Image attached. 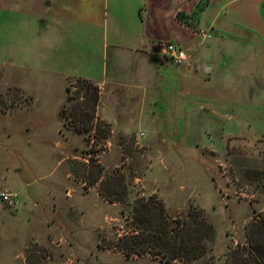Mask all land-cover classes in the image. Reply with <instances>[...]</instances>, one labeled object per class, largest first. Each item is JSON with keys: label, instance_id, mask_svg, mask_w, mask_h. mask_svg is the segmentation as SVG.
<instances>
[{"label": "rangeland", "instance_id": "obj_1", "mask_svg": "<svg viewBox=\"0 0 264 264\" xmlns=\"http://www.w3.org/2000/svg\"><path fill=\"white\" fill-rule=\"evenodd\" d=\"M97 33L96 29L85 31L84 46L96 39ZM200 34L209 36L207 32ZM248 41L240 49L213 45L209 52L214 61L199 51V61L188 66L191 72L187 81L177 87L174 78L188 67L158 59L145 67L148 77L142 74V81L156 89L150 96L155 104L149 106L146 101L141 119L134 113L127 117L132 133L128 141L125 136L119 138L121 159L117 165H108L103 159L112 152L111 128L96 117L97 104L94 106L86 96L94 87L86 93L76 80H69L60 109L62 120L84 141L78 153L82 157L83 189L100 177L101 191H82L85 195L80 192L75 197L64 191L66 203L56 204V212L40 205L25 221L16 215L22 201L15 191H41L39 180L46 178L44 172L50 165L43 161L41 169H27L28 163L47 159L41 150L38 155L40 147H33L34 151L22 146L21 154L31 152L20 160L24 161L20 166L0 146V191L17 193L21 202L10 207L0 201V240L4 239L5 248L0 260L11 264L19 245L25 257L22 264H26L27 256L31 257L30 264H187L179 257L169 258L179 250L176 231L184 223L204 247L192 264H227L228 252L246 245L248 223L264 219V45ZM203 47L206 44L199 49ZM94 52L90 57L103 65V58ZM234 52L239 55L234 56ZM6 54L0 51V66L5 65L1 81H19V72L3 63H8ZM95 69L96 65L92 72ZM1 81L0 112L21 108L22 114H27L30 95L15 85L3 87ZM60 86L53 83V97L62 94ZM102 102L112 111V93ZM150 107L159 121L157 134L150 131L146 120V113L151 116ZM13 127L18 128V124ZM14 133L17 136L18 132ZM149 138L152 143L147 149L144 141ZM17 166L22 168L16 173ZM14 176L18 179L12 180ZM139 201L146 204L142 214L149 225L143 230L138 229L134 217ZM41 202L47 204L44 198ZM111 202L115 204L111 206ZM205 225L211 227V236L204 232ZM50 226L51 233L46 235ZM165 232L171 237L169 248L158 245Z\"/></svg>", "mask_w": 264, "mask_h": 264}, {"label": "crops", "instance_id": "obj_2", "mask_svg": "<svg viewBox=\"0 0 264 264\" xmlns=\"http://www.w3.org/2000/svg\"><path fill=\"white\" fill-rule=\"evenodd\" d=\"M263 2L264 0H0V51L8 53L4 57L8 63H3L13 66L20 75L19 81L9 79L2 82V67L5 68V65H1V85L20 87L30 95L31 101L27 114H22L21 108L0 112V146L15 157L19 165L24 164L20 160L25 159L31 150H36L33 147H40L38 155L41 150L46 153L47 159L28 163L27 169L37 171L43 167V161L44 165H50L44 172L46 178L39 180L41 191H15L22 201L16 215L19 214L27 221L31 219L30 213L40 205L54 213L56 204L66 203L64 191L75 197L76 193L82 191L100 190V177L83 189L82 157L78 153L84 148V141L68 128L66 120H62V112L60 113L69 80L86 79L98 85L96 117L109 124L112 141V152L106 153L103 159L108 165H117L121 159L117 146L119 138L125 136L128 141L132 133L127 128L130 123L127 117L134 113L137 119H141L145 114L146 101H149V106L155 104L150 96L156 89L142 81V74L148 77L144 68H149L150 63L157 62V59L161 63L167 62L163 61V50L167 43H175L187 50L189 58L180 65L183 67H188L191 61L197 63L202 51L205 56L209 55L211 61L216 60L210 53L213 45H229L240 49L242 43L248 41V38L244 39L245 36L250 38V43L256 40L264 45ZM92 29L98 31L97 37L90 39L88 45L84 46L82 35ZM201 32H207L209 36L203 38L204 34H200ZM204 44L206 47L200 50ZM94 51H98L97 55L103 58V65L98 58L90 57ZM237 55L239 54L234 52V56ZM95 65V70L98 71L96 75L92 74ZM190 72L189 67L180 70L177 78H174V87L187 81ZM56 82L62 88V94L58 98L53 97L52 92V85ZM109 93H112V111L102 102ZM149 115L146 113L150 131L157 134L160 126L155 117L156 112L152 109L151 116ZM15 123L18 128L13 127ZM14 131L18 132L17 136ZM74 136L78 137V142ZM144 143L147 149L151 148L148 146L152 143L150 138ZM22 146L31 150L23 155L19 152ZM124 162L127 165V160ZM18 166L14 168L15 171L18 169L16 173L22 168ZM16 179V176L12 178ZM159 184L160 182L157 186ZM42 198L47 204L41 202ZM114 204L110 203L111 206ZM51 230L50 226L46 235ZM0 242V252L4 255V239ZM20 249L22 246L18 245L13 251L11 264H22L25 261ZM0 264H4V260H0Z\"/></svg>", "mask_w": 264, "mask_h": 264}, {"label": "trees", "instance_id": "obj_3", "mask_svg": "<svg viewBox=\"0 0 264 264\" xmlns=\"http://www.w3.org/2000/svg\"><path fill=\"white\" fill-rule=\"evenodd\" d=\"M181 20H183V18H181ZM75 80L78 83V85L82 89H84L86 93L89 92L91 87H94L92 89V91L94 92L91 95L88 94L86 96L91 97L92 103L95 106L98 102L97 86L86 79H75ZM66 91H68L67 87H66ZM157 205H159V207L161 206V204H157ZM135 208H136V212L134 214V217L136 221H138V225H137L138 229L143 230L149 227V225L147 224L148 222L147 218L145 217L144 214H142L146 208V204L139 201L135 206ZM204 228H203L204 232L206 230V234L208 236H211L212 235V232H210L211 227L209 225H205ZM189 231L194 232V230L187 229L184 223L180 225L179 230L176 231L177 236H179V245H178L179 250L177 253H173L169 257L170 259L179 257L181 259H184V261L187 264H192L198 260L199 256H201L204 247L202 246V243L200 247L199 241L195 240V236L192 235ZM245 234H246V245L240 247L238 245L237 247L231 249L228 252V256L226 260L227 264H264V219H260L259 221L256 220L250 221L246 227ZM159 238L161 242L158 243V245L159 246L162 245L165 246V248H169L168 245L170 244H168V241L171 237L167 236V233L165 232V234H162L161 237ZM134 244L135 241H133V243L131 242L129 246L132 247V245ZM175 244L176 241L173 240V245ZM152 246L154 247V244H152ZM129 249L132 250L131 248ZM182 253H184V255H182ZM30 262H31V257L27 256L26 264H30Z\"/></svg>", "mask_w": 264, "mask_h": 264}, {"label": "built area", "instance_id": "obj_4", "mask_svg": "<svg viewBox=\"0 0 264 264\" xmlns=\"http://www.w3.org/2000/svg\"><path fill=\"white\" fill-rule=\"evenodd\" d=\"M163 54L167 60H170L175 65H182L189 58L187 50L175 43H167L164 47ZM139 135L143 136V133L140 132ZM0 201L10 207H16L21 204L18 194L9 191H0Z\"/></svg>", "mask_w": 264, "mask_h": 264}, {"label": "water", "instance_id": "obj_5", "mask_svg": "<svg viewBox=\"0 0 264 264\" xmlns=\"http://www.w3.org/2000/svg\"><path fill=\"white\" fill-rule=\"evenodd\" d=\"M163 61L166 62L167 61V58L166 56H163Z\"/></svg>", "mask_w": 264, "mask_h": 264}]
</instances>
